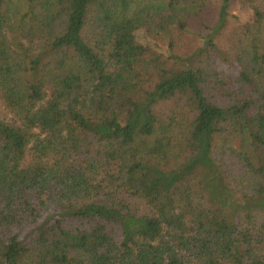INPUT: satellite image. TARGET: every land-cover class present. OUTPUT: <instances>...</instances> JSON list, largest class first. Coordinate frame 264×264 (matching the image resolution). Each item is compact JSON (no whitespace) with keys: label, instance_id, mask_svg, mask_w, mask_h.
Wrapping results in <instances>:
<instances>
[{"label":"trees","instance_id":"trees-1","mask_svg":"<svg viewBox=\"0 0 264 264\" xmlns=\"http://www.w3.org/2000/svg\"><path fill=\"white\" fill-rule=\"evenodd\" d=\"M0 264H264V0H0Z\"/></svg>","mask_w":264,"mask_h":264},{"label":"rangeland","instance_id":"rangeland-1","mask_svg":"<svg viewBox=\"0 0 264 264\" xmlns=\"http://www.w3.org/2000/svg\"><path fill=\"white\" fill-rule=\"evenodd\" d=\"M210 7L214 9L213 6H210ZM233 13L239 14L241 17L245 16L243 8L237 3L233 4ZM233 25L234 24H230V26H233ZM225 32H226V35L230 33V31L228 30ZM197 33H203V31L197 32ZM138 39L143 44H147L151 46L157 45L161 49H166V45L164 44V42L153 40L151 36L145 30H141L138 33ZM169 41L174 44V46L177 48L179 53H184L185 51H187V49H190L196 44L193 34H187V33L182 34V33L172 32V31L170 33ZM165 43H167V41H165ZM228 45H230V42L227 40V37H223L222 39L218 41V47L221 48L220 50L221 55L218 58V69L223 71L226 74L234 73L236 71L235 58L233 56H229L224 53V51L228 49Z\"/></svg>","mask_w":264,"mask_h":264}]
</instances>
